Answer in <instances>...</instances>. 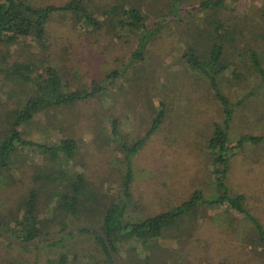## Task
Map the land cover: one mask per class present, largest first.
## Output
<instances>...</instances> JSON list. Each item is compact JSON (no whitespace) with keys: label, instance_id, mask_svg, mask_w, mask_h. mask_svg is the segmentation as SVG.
Returning a JSON list of instances; mask_svg holds the SVG:
<instances>
[{"label":"rangeland","instance_id":"obj_1","mask_svg":"<svg viewBox=\"0 0 264 264\" xmlns=\"http://www.w3.org/2000/svg\"><path fill=\"white\" fill-rule=\"evenodd\" d=\"M27 1L44 8L62 6L69 0ZM115 1L119 0H88L87 6L93 17L106 21L104 10ZM187 1L192 5L195 2ZM129 2L148 16L150 24L162 9L165 13L167 6V0ZM180 17L181 22L168 21L148 38L142 60L130 59L138 32L120 33L113 24H105L98 33H88L83 22L70 14H54L49 18L42 49L31 36L0 43V139L9 127L11 112L35 89L34 85L20 83L6 73L11 64L34 62L35 74L43 77V68L57 69L62 84L70 91L99 84L113 70L119 75L104 93L72 106L40 110L21 125L24 139L46 146L70 139L76 150L70 160L60 164L35 147H17L7 161L9 167L0 170V219L20 218L22 202L31 187L45 183L42 194L49 192L50 183L35 177L43 178L56 170L64 171L70 180L81 174L87 185L86 193L87 189L93 190L89 200L93 204L104 201L107 195L123 199L120 188L127 168L121 145H130L144 134L160 103L166 108L163 122L130 159L131 196L124 201V215L130 222H140L154 214L171 213L189 201L196 190L207 203L217 197L207 142L213 125L222 124L224 115L208 82L186 63L182 54L193 45L196 25L203 38L215 36L211 20L226 25L227 29L219 33L236 31V35H244L241 42L244 50L256 46L264 52L261 0H225V8L217 13L197 8L189 16L181 11ZM202 46L206 48L209 44L203 42ZM200 54L198 59L202 61ZM225 59L229 66L215 79L219 93L228 101H238L247 95L235 119L233 115L229 141L234 144L242 133L264 136V77L239 71L233 50L226 49L219 64ZM261 66L264 71V58ZM233 72H242L243 80L237 83ZM115 119L117 139L111 126ZM227 186L231 194L243 195L241 207L247 217L226 213L225 205L191 202L180 216L162 227L159 237L143 240L133 237L118 253V264H264V237L259 234L264 232V145L246 144L235 155L227 174ZM41 197L35 217L53 221L50 235L62 224L96 223L89 203L74 213H66L56 206L55 199L47 203ZM9 233L14 238L22 235ZM49 242L32 247L11 245L0 257V264H58V258L64 254V264H99L103 257L89 233L73 231L59 241Z\"/></svg>","mask_w":264,"mask_h":264},{"label":"trees","instance_id":"obj_2","mask_svg":"<svg viewBox=\"0 0 264 264\" xmlns=\"http://www.w3.org/2000/svg\"><path fill=\"white\" fill-rule=\"evenodd\" d=\"M88 0H69L62 6H48L41 8L32 4L27 0H0V43H13L19 37L31 36L36 43L43 48L46 34V24L49 18L54 14H70L75 19H80L88 33H98L102 30L105 24L114 25L117 32L133 33L138 32L137 45L135 50L131 53V60H142V52L147 40L156 35L163 25L171 20L181 22L180 12L183 11L187 16L191 14L194 9L212 10L217 13L219 10L225 8V0H194L192 3L187 0H167L165 13L162 9L159 15H155V22L148 23V16H145L139 11V7L135 4H130L129 0L115 1L114 4L104 10L106 21L98 20L93 17L88 6ZM232 2L236 0H231ZM186 2V4H185ZM262 18L264 19V0H261ZM213 27L215 36L208 35L203 38V33L198 25L193 28V40L191 46H188L183 51L182 57L186 63L196 70L203 77L204 81L209 84V89L216 96L222 107L224 120L222 124H214L212 133L207 142V149L211 155V162L213 166V179L216 185L218 195L214 200L204 201L203 195L200 191L196 190L192 193L189 201L181 203L178 207L171 211V213L161 212L145 218L140 222H130L124 215V201L130 200V184L132 182V171L130 165L131 157L136 154L149 139V137L159 128L163 122L166 108L163 103L156 114L152 116L151 122L143 135L138 136L131 142L130 145L122 144L121 149L125 151L126 173L123 182L121 183L120 195L123 199L116 196H108L100 203H91L90 195L93 193L92 189H87V185L82 182V175L76 174L71 178H67L64 171H52L45 177H35L36 180H44L50 183L48 193L42 194L44 184L38 187H31L27 192L26 198L22 202V214L17 219H0V229L8 235L21 233L20 237H15L18 240H29L37 236L50 235L49 227L53 221L45 219L43 221L35 217L36 207L38 200L42 195V199L49 201L55 199L56 206L66 213H74L77 209H81L84 203H89V211L96 216V223L91 225L97 226L106 236L110 250L113 253L116 261L118 262V253L123 250L124 246L129 244L131 239L135 236L140 240L143 237H159L162 227H165L175 218L180 216L182 210L194 201H202L209 205L220 207L225 205V212L233 215H240L242 218L247 217L241 207L243 202V195L231 194L227 186V174L230 170V163L237 153H240L246 144L254 147L264 145L263 135L240 134L234 144L229 141L230 124L233 119L237 117L238 109L242 107V102L247 95L243 96L238 101H228L224 96L219 93V88L215 84V79L223 74L229 66V62L225 59L221 64L219 60L223 56L226 49L235 52V59L238 63L239 71L246 70L249 73L260 75L264 77V71L261 69V60L264 58V52L261 48L242 47V39L244 35H238L236 31H224L219 33L222 29H227L226 25L222 22L211 20L209 22ZM196 35V36H195ZM207 38V39H206ZM209 44V47H203V42ZM196 46V47H195ZM198 52L202 61L198 59ZM46 63L40 61L39 63ZM36 64L34 62H27L21 64L19 62L11 64L6 71L10 76H14L15 80L24 84L30 83L35 86L32 95H29L20 105L19 108L11 112V122L5 132L4 137L0 139V170L8 168L7 162L12 153L17 147H35L41 154L48 155L55 163H62L65 160H70L76 150V144L73 140L65 139L59 141L56 146H46L36 144V142L24 139L21 135L20 127L26 124L34 113L40 110L48 109L51 107L72 106L76 103L87 101L89 99L104 93L110 82L119 77L116 70H113L105 75L101 83L92 84L86 89H76L73 91L66 90L65 83L62 84V76L60 71L54 68H43L44 77L35 74ZM242 72L234 73V80L237 83L242 81ZM35 74V75H34ZM258 87L256 85L252 89ZM249 94V93H247ZM250 95V94H249ZM112 134L117 139L118 134L116 131L117 121H112ZM69 179V180H68ZM89 194V195H85ZM44 197V198H43ZM120 199V201H119ZM48 203V202H47ZM55 222V220H54ZM70 227V225L62 224L58 231ZM82 233H89L91 241L100 249L102 253V260L99 264H112L105 246L100 237L93 231L82 230ZM54 233V234H56ZM261 237H264V232L261 231ZM13 237V236H12ZM14 238V237H13ZM137 239V238H136ZM60 239L56 240L59 241ZM133 240V239H132ZM54 242V241H50ZM49 242V243H50ZM45 243V242H44ZM144 241L141 243L143 244ZM13 244L6 242L0 236V257L8 250V247ZM17 246V245H16ZM140 248V246H139ZM129 250V249H128ZM132 250V249H131ZM66 254L58 258V264H64ZM5 261V260H4ZM3 261V262H4ZM48 264H53L49 262Z\"/></svg>","mask_w":264,"mask_h":264},{"label":"water","instance_id":"obj_3","mask_svg":"<svg viewBox=\"0 0 264 264\" xmlns=\"http://www.w3.org/2000/svg\"><path fill=\"white\" fill-rule=\"evenodd\" d=\"M82 230H90L95 232L100 239L102 240L106 252L109 255L110 261L112 264H118V262L116 261L113 253L110 250L109 244L107 242L106 236L104 235V233L95 225H73L70 226L64 230H62L61 232H58L56 234H52V235H47V236H37L33 239H29V240H18L15 239L13 237H11L10 235H8L6 232H4L2 229H0V236L8 243L13 244V245H17V246H35L40 242H45V241H55L58 240L62 237H64L65 235L73 232V231H82Z\"/></svg>","mask_w":264,"mask_h":264}]
</instances>
